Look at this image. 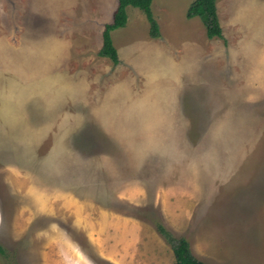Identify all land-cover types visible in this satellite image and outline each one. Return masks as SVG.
Wrapping results in <instances>:
<instances>
[{
    "label": "rangeland",
    "instance_id": "obj_1",
    "mask_svg": "<svg viewBox=\"0 0 264 264\" xmlns=\"http://www.w3.org/2000/svg\"><path fill=\"white\" fill-rule=\"evenodd\" d=\"M0 0V264H264V0Z\"/></svg>",
    "mask_w": 264,
    "mask_h": 264
},
{
    "label": "trees",
    "instance_id": "obj_2",
    "mask_svg": "<svg viewBox=\"0 0 264 264\" xmlns=\"http://www.w3.org/2000/svg\"><path fill=\"white\" fill-rule=\"evenodd\" d=\"M152 1L153 0H118L112 21L105 24L102 33V46L99 51L101 56L110 58L115 64L119 62L118 51L113 43L111 32L126 25L128 20V6L140 8L146 14L150 22L151 36H160L159 24L152 13ZM187 16L189 18L199 16L206 26L208 37L213 38L215 36H222L216 0H194L188 8ZM159 230L173 247L175 261L172 264H205L193 254L190 242L187 238L175 237L163 225H159ZM0 252L5 254V250L1 245Z\"/></svg>",
    "mask_w": 264,
    "mask_h": 264
}]
</instances>
